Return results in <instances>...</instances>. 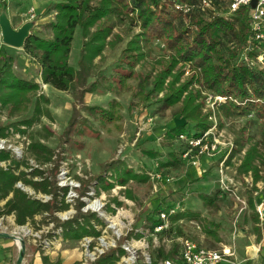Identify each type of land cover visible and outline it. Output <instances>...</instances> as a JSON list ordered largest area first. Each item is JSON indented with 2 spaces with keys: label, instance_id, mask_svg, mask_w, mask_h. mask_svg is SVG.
<instances>
[{
  "label": "rangeland",
  "instance_id": "1",
  "mask_svg": "<svg viewBox=\"0 0 264 264\" xmlns=\"http://www.w3.org/2000/svg\"><path fill=\"white\" fill-rule=\"evenodd\" d=\"M55 2L56 0H8L7 4L0 3V14L5 13L12 26L17 28L25 23L27 13L32 9L35 18L30 34L49 37L50 25L54 22ZM212 12V9L204 12L192 11L190 17L183 20V24L191 27L192 22L208 18ZM131 24L132 26L127 18L121 22H115L111 33L117 35L120 41L112 49L105 48L104 58L98 63V58L94 60L95 70L101 68L106 77L114 78L116 85L120 80L116 75L120 66L119 56L126 42L137 37L140 31L138 24L132 22ZM82 44V30L80 26H77L74 30L69 57V65L74 69L78 67ZM223 48L226 58L235 52L238 56H244L245 53L234 38H226ZM144 53V58L139 60L131 70L124 72L129 75L123 79L129 86L128 90L119 89L120 91L116 93L98 84L94 92L83 94L81 104V101L74 102L69 93L41 83L37 57L24 46L13 48L4 44L0 49V64L5 54L12 56L13 71L23 78L38 81L40 90L37 95L42 100L45 98L48 101V103H42L43 113L46 116H40L39 120L27 126L17 121L33 117L34 102L22 116L9 117L6 109L0 108V125H11L9 128L14 131L11 134H19V140L22 142L23 139V142L27 143L24 158L19 162L18 168H13L14 171L29 173L31 169H35L30 166L32 165L30 161H33L39 165L44 176L52 177L48 170L51 164H39L28 152L29 144L36 141L53 151L58 165L55 178L57 185L69 189L65 197L66 201L73 204V199L78 196L75 189L79 188L80 191H86V195L80 197L85 207L87 203L91 205L95 202L103 206V216L96 213L104 223L103 226L97 225L101 235L97 238L88 236L90 248L85 247L87 243L83 237L65 241L60 234V228L55 229L51 222L45 223L47 219L44 218V221L43 216L46 214L35 215L33 220L23 226L11 225L9 220L0 216L2 223L6 226L4 233L16 232L14 235L22 237L25 244L33 251L34 249L39 252L49 251L51 259L44 264H82L84 259L88 258L87 254L92 253L93 247L100 246V240L103 239L109 245L114 242L117 246L121 245L135 232L150 225L146 220L150 213L157 208L169 211L171 207L166 205L170 203H180L181 212L199 215V219L184 217L171 223V231L167 235L160 236V239L170 240L168 243L161 241L160 247L164 252L175 251L173 255H176L178 249L176 238L178 237L188 238L204 247L218 250L221 243H228L234 235L237 250L238 247L247 245V234L252 230L248 198L253 196L255 205L264 203V191H262L264 180L253 185L251 171L240 172L239 166L248 148L254 142L257 143L258 155H262L264 159V136L259 131L250 130V120L246 116H218V106L225 101V98L194 84L189 89L200 92L198 101L202 103V114L209 123L208 129L204 132L203 141L215 142L217 144L215 151L197 155V149L192 148L180 135H175L172 139L167 138L166 132L183 122V118L175 115L178 105L169 108L161 106L159 101L165 91L151 93L146 101L138 98L136 92L140 90L143 83H151L173 53L165 47L164 42L156 38L148 40ZM259 68L264 69V67ZM191 75L192 72L186 67L180 82ZM168 81L169 78L164 84L166 85ZM92 82L94 78H89L87 85ZM150 87L148 84L147 89ZM113 101L119 104L118 109L122 115L121 129L117 128L118 125L103 122L99 119L97 112H91L85 108V106H97L107 109L109 103ZM47 109L51 117L47 116ZM73 111L76 112L73 114ZM74 115L78 118L70 126V120ZM258 125H264V120L258 121ZM67 129H69L68 132ZM116 160L123 162L126 167L136 173V178L128 179L124 186L115 182L110 189L105 190L100 187V190L95 192V183L91 181V184H87L86 182L96 177L106 162ZM164 163L168 164L161 165ZM220 163H223V175L227 177L225 188H222L219 182ZM254 164L261 169L259 175L264 176V165L260 164L259 158L254 161ZM11 165L14 166L13 162ZM109 174V172L106 173V175ZM157 174L160 178L153 180L152 175ZM28 177L30 178V175ZM36 179L39 178L36 177ZM78 179H81V182ZM20 184L33 198L39 199L42 195H48L35 192L30 186ZM86 186L88 188H84ZM255 187L257 190L254 189ZM204 196L217 197L214 200L215 207L206 205ZM55 215L61 220H67L74 215V209L70 205L69 210L57 212ZM26 227L37 236L24 235L22 230ZM245 227H248V231L242 234L241 228ZM115 228L123 234L120 239L117 238ZM130 228L134 233L131 231L127 233ZM206 229L216 231L221 242H215L205 233ZM129 233L132 234L128 237ZM46 241L49 243L48 246H43ZM147 241L150 244L149 251L156 254L155 248L151 246V239ZM31 249L29 250L32 251ZM17 253L14 254L11 264H15ZM77 255L80 257L73 260V257ZM90 263L91 261L87 262V264Z\"/></svg>",
  "mask_w": 264,
  "mask_h": 264
},
{
  "label": "trees",
  "instance_id": "2",
  "mask_svg": "<svg viewBox=\"0 0 264 264\" xmlns=\"http://www.w3.org/2000/svg\"><path fill=\"white\" fill-rule=\"evenodd\" d=\"M199 2L200 0H170L168 2L167 0H56L54 22L50 25L51 35L40 37L32 33L26 39L24 48L37 57L41 83L69 93L74 102L81 101L82 104L83 94L94 92L98 84L116 93L120 90H128L129 86L123 79L129 75L124 72L131 70L139 60L145 57V46L150 38L159 39L173 54L151 83H143L136 95L146 101L151 93L165 91L159 101L161 106L169 108L178 105L175 115L183 118V122L170 128L166 132L167 138L172 139L180 134L193 138L200 137L208 129L209 123L201 111L202 103L198 101L200 92L189 89L194 84L225 98V101L218 106V116H246L250 120V130L259 131L264 136V125H258V121L264 120V69L259 68L264 66L250 63L258 51H251L248 47L251 36L249 7L245 6L233 14H226L225 0H212L211 6L204 10L199 8ZM174 3H182L186 7L177 11ZM208 9L213 11L208 18L195 21L196 23L192 22L191 27L184 26L183 20L190 17L192 11L204 12ZM125 18L130 21L131 26V22L138 24L140 31L137 37L126 42L119 56L121 61L119 60L120 66L118 65L119 71L116 75L120 80L116 85L114 78L106 77L101 68L95 70L94 60L98 58V63L104 58L105 48L112 49L120 41L119 37L111 31L115 22H121ZM77 26L81 27L83 44L78 67L74 69L69 65V57L74 30ZM226 38H234L241 49H244V56H238L235 52L226 58L223 50ZM12 63L13 57L5 54L0 64V108L6 109L9 117L22 116L34 102L33 117L17 121L27 126L45 115L42 103H48V101L45 98L42 100L37 95L40 83L17 75L12 69ZM186 67L190 69L192 75L180 82ZM89 78H94V82L87 85ZM168 78L169 81L165 85L164 82ZM148 84L151 87L147 89ZM118 107L119 104L115 101L109 103L107 109L85 106L86 110L97 112L99 119L103 122L118 125L117 128L121 129L122 115ZM75 112L73 111V114ZM46 114L51 117L48 109ZM77 118L78 116H72L70 126L76 122ZM10 126L0 125V137H6L9 134ZM250 138L253 137L250 136ZM256 144L254 142L248 148L239 166L240 172L251 171L253 185L264 180V176L259 175L260 167L254 164V161L259 158L260 164L264 165V159L262 155H258ZM28 152L39 164H51L48 170L53 178L44 176L39 168L31 169L29 173L0 169V200L12 193L4 203L0 216L14 214L15 224L21 226L33 220L35 215L46 214L43 216L44 221L47 219L45 223L51 222L55 229L60 228L63 238L99 237L101 230L96 227L103 226V221L93 212L82 211L84 202L80 197L86 195V191L75 189L78 196L71 204L65 199L68 187L57 185L55 178L58 165L53 151L35 141L29 144ZM6 158H8L7 154H0V160ZM18 167L19 163L15 168ZM108 172L110 174L106 175ZM28 175L30 178H27ZM136 176V173L126 167L123 162L108 161L103 165L101 172L86 183L94 182L95 192H97L100 187L105 190L110 189L115 182L124 186L128 179L136 178ZM35 177L39 179L35 180ZM78 180L81 182V179ZM17 182L30 186L35 192L50 195V200L43 202L31 197L15 186ZM254 189L257 190L256 187ZM216 198L206 197L205 204L215 207ZM70 205L74 209L72 218L61 220L55 215L57 212L69 210ZM173 205L174 203H170L166 206L173 207ZM248 207L253 224L252 231L259 240L261 229L253 196L248 198ZM161 210L163 209L157 208L150 213L146 219L147 223L155 222L156 215ZM184 212H181L180 208L174 209V212L169 215L170 222L173 223L184 217L199 219V215ZM170 231L171 227L161 234L167 235ZM205 233L215 242H221L216 231L206 229ZM131 234L129 233L128 237ZM174 252H164L162 247L158 249V255L165 258H172ZM122 254L123 250L119 246L110 248L90 264H115Z\"/></svg>",
  "mask_w": 264,
  "mask_h": 264
},
{
  "label": "built area",
  "instance_id": "3",
  "mask_svg": "<svg viewBox=\"0 0 264 264\" xmlns=\"http://www.w3.org/2000/svg\"><path fill=\"white\" fill-rule=\"evenodd\" d=\"M170 1V0H168ZM227 11L226 14H233L238 9L248 6V18L250 21L251 28V36L249 39V49L251 51H258L256 56L251 60V64L256 66H264V0H256L255 6L253 8L250 7L251 0H225ZM8 0H1L0 3L7 4ZM212 4V0H200L198 6L200 9L204 10L210 7ZM186 5L182 3H174V8L178 11L182 8H185ZM189 10V8H186ZM35 18L34 11L31 9L27 13L26 20L24 22H33ZM4 45L3 36L0 29V49ZM43 84V83H42ZM44 86L46 84H43ZM14 133L12 129H10L9 134L6 137H0V154H7L8 158L4 160H0V169L7 170L15 168V164L19 163L24 158L25 150H27V143L19 140V134H11ZM180 137L183 138L188 144L192 146V148L197 149V155L208 154L210 152L215 151L217 144L215 142H204V134L200 137H187L185 134H180ZM13 138V140L11 139ZM13 162L14 166L11 165ZM33 168H39L36 163L30 161ZM48 166V165H46ZM219 175L221 183V187L225 188V180L226 176L223 175V163L219 164ZM160 178V175H152L153 180H157ZM35 180L36 177L34 178ZM21 182H17V186L21 189ZM51 196L42 195L39 199L43 202L50 200ZM85 207V206H84ZM82 207L83 212H93L98 213L100 216H103V206L102 204L93 203L88 205L87 207ZM180 208V203H174L173 207L170 208L169 211L163 209L159 211L156 215V221L151 223L146 228L142 229L139 232H133L130 228L129 231L134 234L125 239L120 246L123 250V254L119 257V260L115 264H220L222 262H227L230 264H238L237 263V244L236 238L234 235L231 236L228 243H221L220 249H211L200 245L199 243L188 239V238H176L178 243V249L176 255H173L172 258L160 257L158 255V249L160 247L161 241L163 243H168L170 240L168 238L160 239L161 233L165 230H168L171 227V222L169 220V215L174 212V209ZM255 209L259 215L260 223L264 222V203H260L259 205H255ZM68 219V218H67ZM114 226V224H113ZM97 228V227H96ZM6 226L2 223V218H0V232H5ZM117 238L123 235L119 233L118 228H115ZM24 235L35 237L36 233H33L29 228H25L22 230ZM16 233V232H15ZM14 233V234H15ZM126 233V234H127ZM125 234V235H126ZM137 236V237H136ZM147 239H151L152 247L156 250V254H152L149 251L150 244ZM83 240L86 241L85 247L90 248V239L88 236L83 237ZM35 241V239L33 240ZM101 244L99 247H93L92 253H88L87 257L84 259L82 264H87L88 261L93 262L98 256L107 251L110 248H116V242L112 244H107L103 239L100 240ZM43 246H48L49 243L44 242ZM110 246V247H109ZM254 251L258 254L261 251H264V234L258 243L254 246ZM250 256L246 253V258Z\"/></svg>",
  "mask_w": 264,
  "mask_h": 264
},
{
  "label": "crops",
  "instance_id": "4",
  "mask_svg": "<svg viewBox=\"0 0 264 264\" xmlns=\"http://www.w3.org/2000/svg\"><path fill=\"white\" fill-rule=\"evenodd\" d=\"M15 186L18 187L17 183ZM21 190L26 192L24 189H21ZM11 195H12V193H10L5 199L0 200V206H1L0 211L2 210L3 205L6 202V200ZM1 216L3 218H5L7 221L9 220L11 225H16L14 222V217H15L14 214L1 215ZM258 224H259L260 229H261V237H262V234H264V225H262V223H260V221ZM252 225L250 226V228H252ZM16 226H19V225H16ZM21 226H23V225H21ZM241 231H242V234L246 233L248 231V227L241 228ZM247 239H248L247 245H243L242 247L241 246L238 247V250L236 252L237 263L238 264H264V251H261L258 254H256L254 251V246L256 245V243H258L260 241L261 238L259 240H257L256 234L251 230V232L249 234H247ZM64 240L67 241V238H64ZM27 246L28 245L25 244V248H26L25 249V255H24V258H23V261L21 264H44V263H47V261H49L51 259V255H49L50 253H48L49 251L48 252L47 251L39 252L38 250L35 251V249L33 251L31 249V247H29V246L27 247ZM29 249H31L32 251H30ZM17 251H18V245H17L16 241H14L12 239H7V238L6 239L0 238V264H11L12 258ZM246 253L250 257L246 258ZM79 257L80 256L77 255L76 257H73V260L77 259ZM244 260H245V262L243 263ZM220 264H230V263L222 262Z\"/></svg>",
  "mask_w": 264,
  "mask_h": 264
},
{
  "label": "water",
  "instance_id": "5",
  "mask_svg": "<svg viewBox=\"0 0 264 264\" xmlns=\"http://www.w3.org/2000/svg\"><path fill=\"white\" fill-rule=\"evenodd\" d=\"M256 0H251L250 7L255 6ZM33 22H25L19 27L15 28L12 26L10 19L5 13L0 14V29L3 36V42L5 45L20 48L24 46V43L30 35ZM0 238L13 239L18 238V253L15 264H21L25 255V240L17 235L0 232Z\"/></svg>",
  "mask_w": 264,
  "mask_h": 264
},
{
  "label": "bare ground",
  "instance_id": "6",
  "mask_svg": "<svg viewBox=\"0 0 264 264\" xmlns=\"http://www.w3.org/2000/svg\"><path fill=\"white\" fill-rule=\"evenodd\" d=\"M15 241H16V243H17V245H18V238H16Z\"/></svg>",
  "mask_w": 264,
  "mask_h": 264
}]
</instances>
